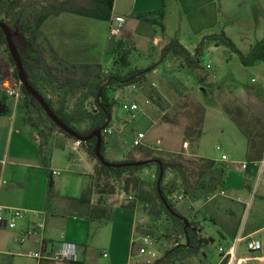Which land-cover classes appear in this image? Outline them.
I'll return each mask as SVG.
<instances>
[{
  "label": "trees",
  "instance_id": "16d2710c",
  "mask_svg": "<svg viewBox=\"0 0 264 264\" xmlns=\"http://www.w3.org/2000/svg\"><path fill=\"white\" fill-rule=\"evenodd\" d=\"M113 5L114 0H91L90 6L80 5L74 0H0V22L4 23L12 33L19 32V35L14 37V44L30 85L68 128L81 137H88L94 131L102 130L101 154L107 162L124 164L149 161L141 167H106L96 157V138L86 143L81 142L80 147L84 149L88 158L95 162V168L90 184L82 190L77 201L84 206H90L92 196L97 195V206L91 207L90 214H93L98 207L105 213L104 221H110L109 199L123 196L126 198V203L122 205L123 208L135 210L138 205L143 204L147 212L149 224L139 225L136 229L137 236L156 239L159 221L164 218L169 225L170 234L182 239L162 258H157L153 263L137 259L132 264H175L198 256L201 252L206 258L203 250L210 241L201 237L202 229L200 228L201 223L206 220L195 221L183 216L178 210V204L186 198L193 202L207 203L216 190L223 189L228 167L216 161L201 159V165L195 170L191 166L193 162L185 161L182 155L164 158L153 155V152L142 146L134 148V152L127 153L120 161H110L106 157V145L108 138L112 136L107 137L104 131L112 126L114 112L120 106V100L116 97L120 90L134 87V92L139 91L148 103L157 108L163 104L162 92L156 88V82L151 78L160 63L153 64L146 69L133 67L132 58L137 50L130 48L128 43L122 39L116 42L111 52L112 65L109 71L99 63H73L57 54L42 30L45 21L62 14L110 22ZM138 18L150 23L156 33L165 37L163 10L142 14ZM212 43L223 45L236 53L244 67L264 63V37L255 43L248 54L244 55L226 37L221 28L218 33L203 37L194 54L180 45L177 39L169 42L164 54L171 53L175 57L182 58L187 69L195 74L203 69L200 60L203 49ZM0 49L8 53L9 60L15 67L9 54L7 38L2 30H0ZM2 69L3 67L0 66V80ZM13 79L19 83L16 69ZM196 79L203 93L216 90V88H209L206 75L198 74ZM20 88L21 97L18 101L16 116L21 123V133L32 141H36L34 136L40 140L37 146L41 167L49 178L48 200H50L54 196L53 177L49 169L50 160L55 149L63 148L53 135L60 134L74 142L77 140L58 128L42 106L28 95L25 88L22 85ZM50 90H55L59 94L57 102L49 97ZM77 93L80 95L75 104L70 106V96ZM10 113L9 98L0 90V116H8ZM231 114L230 111L229 115ZM236 121L239 122V120ZM197 125L199 127L193 125L189 128L188 133H191L186 137L188 141L185 143L189 142L192 145L199 140L200 121H197ZM239 127L243 132L247 131L241 122H239ZM247 135L251 144L250 135ZM146 171H150L148 176L145 174ZM161 171L163 178L159 183ZM146 187L151 190L146 191ZM179 196H183L182 201L177 199ZM129 197H133V200H129ZM207 208L206 206L203 210ZM240 222V218L235 222V232L232 238L236 236ZM211 241L214 242V240ZM135 246L134 243V257L141 255V251L146 249L145 246L135 249ZM247 253L249 255L247 257L253 256L252 253ZM226 263L227 259L222 264Z\"/></svg>",
  "mask_w": 264,
  "mask_h": 264
},
{
  "label": "crops",
  "instance_id": "0c3cea01",
  "mask_svg": "<svg viewBox=\"0 0 264 264\" xmlns=\"http://www.w3.org/2000/svg\"><path fill=\"white\" fill-rule=\"evenodd\" d=\"M260 1L264 2V0ZM166 2V0H114L112 20L115 18L124 20L125 29L122 40H125L130 48L146 55L148 52H153V50L160 52L165 46H168L172 40L170 36L165 34V37H162L155 32L154 27L150 23L138 18L142 14L156 13L166 9ZM175 2L180 10L186 29L185 35L183 37L179 36L178 42L189 52L190 49H195L196 51L203 37L218 33L220 28L224 31L221 23V8L227 5L229 1L175 0ZM246 2H249V0H246ZM243 6V4L239 5L240 8ZM262 11L264 12V6ZM55 17L57 20H51L50 17L45 21L42 30L57 54L64 59L78 64H101L99 62L100 58L111 54L114 50L116 40L109 37L110 22H104L108 24L107 28H100L98 24L89 21L84 22V20H81L83 18L76 17V15L73 16L74 18L65 17V14ZM91 32H99L102 40H96V37L94 38ZM260 32H262V35L258 37L257 41L264 37V21L261 22ZM105 37L107 40H105ZM228 39L230 38L228 37ZM208 46L206 45L205 47ZM250 50L247 53L239 51L246 55ZM254 67H258L264 84V63L256 64L252 68ZM213 88L216 87L213 86ZM258 107L259 111H256V115L263 120L264 102L259 101ZM120 110L122 109L120 108ZM260 123L259 121L257 125ZM112 124L120 129L122 127L121 124L116 125L113 122ZM21 130V123L16 116V111H13L12 108L8 116H0V206L21 209L26 212L25 217L18 222L16 230L4 231L0 234V259L10 257L12 260L8 261L9 264H19V258L31 259L35 262L34 264H63L49 261L37 262L30 254L41 248L49 252L55 251L64 239L78 247L80 254V262L78 264H99L91 258L90 253L95 251L92 249L96 247L93 242L91 241L90 248L83 246L89 240L93 224L96 225L95 228L97 226L106 228L109 225H115V231H118V234L122 231L123 240L128 244V248L126 251L124 250L123 255L117 252L114 253L115 250L112 251L110 246L111 257L107 253L108 256L105 258L108 260L107 264H132L139 259L140 255L133 256V246L137 242L135 239L136 229L139 226L137 216L140 214L142 215L140 220L147 221V212L144 210L143 204L138 205L135 210H128L122 207L126 200H120V197H117V199H109L108 202L109 214L111 215L110 221H104L105 213L98 207L93 214H90L91 207L97 206L98 196H92L90 206H84L77 200L82 190L90 184L95 164L91 162L82 147L76 146V142L60 137H55V140L63 148L55 149L50 160L49 169L53 177L54 196L48 200L49 178L41 167L37 146L40 140L37 136H34L36 141L30 140L21 133ZM252 136L254 140L250 135L251 144L247 137L248 140L245 145V153L247 156L249 155L248 158L250 160L233 163L234 166H230L228 162H223L221 159H206L192 151L173 153L182 155L185 161L193 162L191 166L195 170L201 165V159L216 161L228 167L223 189L216 190L207 203H202L201 201L193 202L188 198L184 200L191 202L190 206L191 209H195L194 211L198 212L202 209L198 215L189 210L186 204L184 206L179 204L178 206V210L180 209L179 211L183 216L195 221L206 220L201 223L200 228L202 229L201 237L210 241L208 246L212 243L211 240L215 241V235L220 238L218 248L232 245L238 236L261 241L257 236L264 232V224H249L245 225L243 229L239 227L236 236L232 238L235 232V222L240 218V209L246 206L247 194L252 190V181L259 172L262 171L264 173V135L260 131H254ZM115 141V138H108V144L106 145V157L110 161H120L126 155V153L114 150L113 144ZM69 145H73L74 149L78 151L81 148L84 152L81 156L72 154L68 157L66 169H62L57 166L58 156L56 150H63ZM81 163L86 167L82 169L83 171L74 170L72 178L70 176V178H56L60 176V170L67 171L74 168L76 164ZM243 163L247 164L246 170L241 168ZM53 172H56V174ZM233 172L244 175L243 184L240 185L241 190L232 187L230 190L228 187L227 180L230 181L232 178L231 174H234ZM145 174L148 176L150 171H146ZM3 177H7L10 181L8 183L5 182L2 180ZM85 177H88V182ZM195 178L197 179V176ZM148 188H145L146 191L151 190ZM19 191H22V193ZM206 206L208 207L207 210H203ZM209 219L213 221L210 222L208 221ZM41 222L45 224L44 231L39 232L37 235H28L26 241L19 244L18 241L24 237V232ZM81 230L84 233L82 238ZM237 256H249L244 244L239 246ZM220 258L219 254V260Z\"/></svg>",
  "mask_w": 264,
  "mask_h": 264
},
{
  "label": "rangeland",
  "instance_id": "374dc122",
  "mask_svg": "<svg viewBox=\"0 0 264 264\" xmlns=\"http://www.w3.org/2000/svg\"><path fill=\"white\" fill-rule=\"evenodd\" d=\"M74 1L83 6L91 5V0ZM166 1V9H163L164 23L167 28L166 34L172 40H178L179 36L183 37L185 35L184 21L175 0ZM224 1H229L227 5L221 8V23L226 37H229L233 41L238 50L247 53L255 44L258 37L262 35L260 25L264 21V12L262 11L264 2L260 0H249V2H246V0ZM241 4L244 5L242 8L239 7ZM73 16L75 15L65 14V17ZM55 18L51 17V20H57ZM79 18H83L81 20H84V22L89 21L98 24L100 28L108 27V24L104 22L84 17ZM91 34L94 38L96 37V40H102L99 32H91ZM105 40H107L106 37ZM166 47L160 52L153 50V52H148L146 55L139 52L133 55V67L146 69L153 64L158 65L160 63L152 73L151 78L156 82V88L162 92L163 104L157 108V106L148 103L139 91L134 92V87L120 90L116 95L120 100V106L115 110L112 122L116 125L121 124L122 127L120 129L112 124L115 128V137L112 136L111 138H115L116 140L113 144L114 150L126 154L134 152L135 149L131 147L132 140L138 132H145L147 139L142 148L164 158H172L175 156L174 152L186 153L192 151L198 156L213 160L221 159L222 155H226L230 166H234L233 163L250 160L248 158L249 155L247 156L245 153V145L248 140L246 134L251 135L252 139V132L254 131H260L264 135V119L261 120L256 115V111H259L258 102H264V84L258 67H244L236 53L223 45L212 43L203 49L200 58L203 69L194 74L187 69L182 58L175 57L171 53L164 54ZM190 52L194 54L195 49H190ZM100 59L99 62L105 67V70L109 71L112 65L111 54L104 55ZM208 65L210 68L207 67ZM0 66L3 67L2 78L13 77L15 67L10 62L8 53L4 49H0ZM198 74L206 75V83L209 88H213L214 86L217 90L214 93L213 90L203 93L201 85H198L196 79ZM48 93L56 102L59 100V94L55 90H50ZM79 95L80 93L70 96V106L75 104ZM133 102L140 106V113L136 121L126 125L123 122L124 113L120 108L123 104ZM18 103L9 99V104L13 111H16ZM196 110L199 111L197 112ZM230 111L232 112L231 115H229ZM236 120H239L243 124L247 130L246 132L241 130L239 122ZM197 121H200L201 127L199 140L192 145L187 142L189 145L187 151H185L183 145L188 141L186 137L191 133H188L189 128L193 125L198 126ZM259 121L261 123L257 125ZM53 136L54 138L60 137L65 139L60 134H54ZM218 148H220L219 151ZM83 152L81 148L80 151L75 150L73 145L66 146L63 150H56L58 156L57 166L66 169L68 157L72 154L81 156ZM91 162L95 164L94 161ZM85 167L81 163L76 164L74 168L67 171L60 170V176L56 178L60 179L69 176L72 178L74 170L83 171L82 169ZM231 175L230 181L227 180L229 189L231 190V187L240 189V185L244 181V175L237 173ZM85 178L88 182V177ZM169 178H171V175H169ZM2 180L7 183L10 181L7 177H3ZM19 192L22 193V191ZM231 194L233 195V193ZM263 196L264 173L261 171L252 181V190L247 194L246 206L240 209L241 229L249 224H264ZM125 199L123 196L120 197V200ZM190 203V201H182L179 204L182 206L186 204L189 210L198 215L202 209L196 212L194 211L195 209H191ZM141 218L142 215L139 214L137 216L138 223L141 221ZM148 224L149 218L147 216V221H145V225L143 226ZM114 226L109 225L106 228L97 226L95 228L96 225L93 224L89 240L83 244L84 247L90 248V243L91 241L93 242V245L96 247L92 249L95 251L90 253L91 258L99 264L108 263V260L102 255L105 252L111 257L110 246L112 247V251L115 250L114 253L117 252L120 255H123L124 250L126 251L128 248V244L123 240L122 231L118 234ZM168 226L164 218L159 221L157 228L158 237L156 239L152 238L151 246H145L141 238L136 235L135 239L137 242L135 243V249H139V247L143 248L144 246L146 248V252L140 255L138 260L153 263L157 258H162L177 242L182 241L181 238L170 234ZM83 235L84 233L81 230V238ZM257 238L263 244L262 253L264 254V232L258 235ZM219 243L220 238L215 235V241L204 249V252L207 253L206 258L201 252L198 256L175 264H218L220 261ZM148 251L155 253V257L150 256ZM11 260L10 257H4L0 259V263L9 264ZM34 263L31 259L19 258V264Z\"/></svg>",
  "mask_w": 264,
  "mask_h": 264
},
{
  "label": "built area",
  "instance_id": "2783aa9c",
  "mask_svg": "<svg viewBox=\"0 0 264 264\" xmlns=\"http://www.w3.org/2000/svg\"><path fill=\"white\" fill-rule=\"evenodd\" d=\"M125 29V22L122 18L111 19L109 25V37L113 40H119L123 37ZM210 68V66H207ZM0 90L13 101L18 102L21 97V88L20 84L16 82L12 76L9 78H1L0 80ZM124 116L123 122L127 125L138 119V114L140 113V106L133 102L123 104L121 107ZM114 127L110 126L105 131L104 134L107 137H111L115 134ZM146 140L145 132H138L134 139L131 142L132 148L141 147L144 145ZM81 142L77 141L76 146H80ZM184 149H188V143H184ZM220 150V148H218ZM223 162H228V157L223 155L221 157ZM243 170H246L247 164L243 163L241 165ZM56 174V172H53ZM129 200H133V197H129ZM179 201L183 200V196H179L177 198ZM26 215V212L21 209H11L0 206V234L4 231H14L18 226V222L22 220ZM145 224V220H141L139 225L143 226ZM45 224L43 222L38 223L37 225L29 228L24 232V237L19 240L20 243H24L28 235H37L39 232L44 231ZM143 244L145 246H151L152 239L149 237L141 238ZM241 244L245 245V249L247 252L253 254L251 257H238L237 251ZM220 254V261L218 264H222L226 259V264H264V254L263 244L259 240L251 239L249 237L238 236L229 247L220 246L218 248ZM145 250H142L141 253H145ZM149 255L155 257V253L148 251ZM141 254V255H142ZM31 257L35 259L37 262L49 261L55 263H63V264H78L80 262V254L78 251V247L70 242L65 241L64 239L60 242L59 248L55 251L49 252L45 251L43 248L38 251L32 252ZM107 253L103 254L104 258H107ZM152 263V262H147Z\"/></svg>",
  "mask_w": 264,
  "mask_h": 264
},
{
  "label": "water",
  "instance_id": "95a60500",
  "mask_svg": "<svg viewBox=\"0 0 264 264\" xmlns=\"http://www.w3.org/2000/svg\"><path fill=\"white\" fill-rule=\"evenodd\" d=\"M0 30H2L7 38V45L9 54L11 55L13 62L15 63V69L17 70V76L19 79V84L22 85L25 88V91L33 97L44 109L48 117L55 123V125L60 128L63 132H65L70 137L76 139L79 142L86 143L90 139L96 138V157L97 159L106 167H113V168H122V167H137V166H144L149 163V161L144 162H133V163H124V164H116L112 162H107L104 157L101 154L102 149V130L94 131L90 136L88 137H81L79 136L75 131L68 128L49 108V106L46 104L44 99L40 94H38L30 85L28 81V77L25 73L19 52L14 44V37L19 35V32L12 33L10 29L2 22H0ZM163 178L162 171L159 178V183H161ZM186 222V220H184Z\"/></svg>",
  "mask_w": 264,
  "mask_h": 264
}]
</instances>
